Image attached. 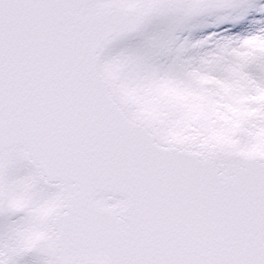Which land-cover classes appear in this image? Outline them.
I'll list each match as a JSON object with an SVG mask.
<instances>
[{
	"label": "snow or ice",
	"instance_id": "obj_1",
	"mask_svg": "<svg viewBox=\"0 0 264 264\" xmlns=\"http://www.w3.org/2000/svg\"><path fill=\"white\" fill-rule=\"evenodd\" d=\"M0 264H264V0H0Z\"/></svg>",
	"mask_w": 264,
	"mask_h": 264
}]
</instances>
